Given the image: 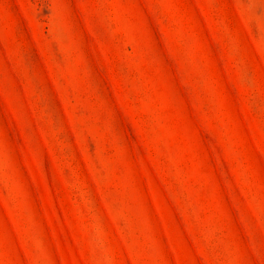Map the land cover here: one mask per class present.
Listing matches in <instances>:
<instances>
[{
  "label": "rangeland",
  "instance_id": "rangeland-1",
  "mask_svg": "<svg viewBox=\"0 0 264 264\" xmlns=\"http://www.w3.org/2000/svg\"><path fill=\"white\" fill-rule=\"evenodd\" d=\"M0 264H264V0H0Z\"/></svg>",
  "mask_w": 264,
  "mask_h": 264
}]
</instances>
